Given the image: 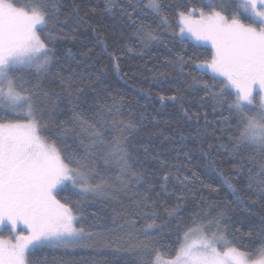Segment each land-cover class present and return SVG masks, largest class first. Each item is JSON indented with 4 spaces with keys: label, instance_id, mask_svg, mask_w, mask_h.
Masks as SVG:
<instances>
[{
    "label": "snow or ice",
    "instance_id": "obj_1",
    "mask_svg": "<svg viewBox=\"0 0 264 264\" xmlns=\"http://www.w3.org/2000/svg\"><path fill=\"white\" fill-rule=\"evenodd\" d=\"M104 8L119 9L134 29L139 55L167 48L169 37L203 50V59L185 52L154 65L150 88L174 86L160 102L179 105L196 124L202 151L207 144L205 156L213 165L214 154L227 157L230 167L216 169L217 185L182 164L149 158L147 148L143 158L133 155L140 125L131 109L125 118L123 97L86 83L92 64L83 72L69 65L64 74L61 61L73 54L60 53L55 42L71 14L60 0H0V264H34L47 248L88 247L105 234L97 228L116 236L109 243L123 240L137 264H264V218L259 229L248 222L245 243L213 200L227 191L238 206H264V0H105ZM73 11L79 20V6ZM103 75L95 80L104 83ZM61 105L68 120L59 118ZM209 108L218 118L209 119ZM162 194L175 203L161 205ZM86 202L108 206L107 221L86 216ZM186 203L195 205L190 224L182 218ZM170 221L174 230H167Z\"/></svg>",
    "mask_w": 264,
    "mask_h": 264
},
{
    "label": "trees",
    "instance_id": "obj_2",
    "mask_svg": "<svg viewBox=\"0 0 264 264\" xmlns=\"http://www.w3.org/2000/svg\"><path fill=\"white\" fill-rule=\"evenodd\" d=\"M17 2L22 5L26 0H17ZM60 2L63 5L64 13L71 14L68 25L58 29V39L55 42L60 53H67L68 50H71L73 54V59L66 63L61 61L65 64L64 74L67 75L69 65L75 71L83 72L88 64H92L94 70L88 69V72L92 74V80L86 81V83H93L110 95L119 94L120 97H123L125 118L131 109V115L140 125L139 129L132 134L137 149L133 155L139 154L143 158L145 153L142 149L147 148L149 158L158 156L170 164H182L185 166L184 171H195L205 183L218 185L219 177L216 175V169L230 167L226 164L228 158L214 154L215 165H213L212 161L204 154L207 151V144L203 145L202 151L200 137L195 131L196 124L185 120L179 105L174 106L169 101L160 102L158 95L171 96L175 94L174 86L164 85L163 87L150 88L153 76L151 69L154 65L160 64L177 53L185 52L188 56L196 54L203 59L205 55L203 50L180 47L179 41L169 37L166 40L167 48L163 45H154L144 55H139L141 49L138 41L130 39L134 29L130 28L121 18L119 9L112 13L105 11V0H60ZM170 2L183 3V0H170ZM74 6H79L81 9L79 20L76 19V13L73 11ZM85 12L88 14L85 15ZM145 23L152 24V17L145 18ZM192 44L194 45V43ZM129 48H132V51H129ZM168 49H171V52ZM116 58H118L120 67L119 72L114 70ZM76 61H81V63L78 65ZM51 71L55 73L58 68L54 67ZM100 73L104 74V83L95 80L96 75ZM41 79L45 87L57 88L56 84H49L47 80ZM149 90L151 96L146 94ZM185 106L189 107L190 104L186 103ZM192 111H196V108H192ZM208 111L209 119L218 118L211 114L210 108ZM58 115L61 120H68L70 117V113L64 105H61ZM202 123L203 121H201ZM209 143H226V141L209 140ZM149 163L153 168L157 167L151 159H149ZM98 165L101 168L104 167L102 159L98 160ZM169 187L171 189L172 186L169 185ZM62 195H68V193ZM175 200V196L169 200L166 195L162 194L159 202L161 205L174 204ZM213 200L218 206L217 211L224 210L232 218L234 223L229 225L232 231L235 232L236 228L241 229L245 243L249 241L246 233L253 226L248 222H254L257 229L261 227L260 221L264 218V206L261 204L257 203L248 207L238 206L233 202L234 197L227 191H221L213 197ZM185 207L188 211L182 213V218L185 224H190L191 213L195 205L186 203ZM83 208L86 216L96 213L98 217L103 218L102 222H106L110 215V208L101 202H86L83 204ZM160 218L161 221L165 218L162 210ZM88 223H93V221L89 219ZM174 228L175 224L170 221L167 230H174ZM96 231L105 234L98 240L90 242V246L75 249H43L35 255L34 264H137V254L125 251L123 240L109 243V241L116 240L115 235L106 233L104 228H97ZM228 238L232 239V237ZM172 239H175L174 235ZM251 239L252 244L258 247L259 240L255 236Z\"/></svg>",
    "mask_w": 264,
    "mask_h": 264
},
{
    "label": "rangeland",
    "instance_id": "obj_3",
    "mask_svg": "<svg viewBox=\"0 0 264 264\" xmlns=\"http://www.w3.org/2000/svg\"><path fill=\"white\" fill-rule=\"evenodd\" d=\"M192 43H194V44H195L196 42H195V41H192ZM0 232H2V230H0Z\"/></svg>",
    "mask_w": 264,
    "mask_h": 264
}]
</instances>
